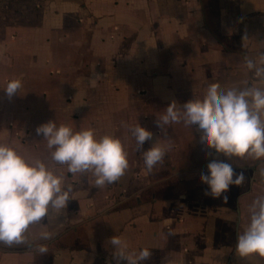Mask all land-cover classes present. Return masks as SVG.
Masks as SVG:
<instances>
[{
  "label": "crops",
  "instance_id": "crops-1",
  "mask_svg": "<svg viewBox=\"0 0 264 264\" xmlns=\"http://www.w3.org/2000/svg\"><path fill=\"white\" fill-rule=\"evenodd\" d=\"M82 1L86 27L72 26L59 45L0 46V142L30 161L43 160L74 191L66 215L30 227L24 243H0V264H117L109 242L116 235L131 253L150 249L151 258L140 264H264L258 254L236 251L249 208L264 197L258 171L264 160L217 155L202 145L197 126L183 121L157 125L173 101L180 108L201 99L209 84L223 90L257 84L246 58L264 55V0ZM53 50L62 72L43 78V66L54 64L48 61ZM81 63L84 73L77 70ZM16 78L23 86L10 99L3 88ZM49 121L120 138L129 161L125 174L102 188L90 173L73 176L36 134ZM138 124L153 133L140 151L130 131ZM158 141L170 149L149 172L142 152ZM206 151L243 172L244 183L219 198L205 196ZM44 232L53 235L41 239Z\"/></svg>",
  "mask_w": 264,
  "mask_h": 264
},
{
  "label": "clouds",
  "instance_id": "clouds-1",
  "mask_svg": "<svg viewBox=\"0 0 264 264\" xmlns=\"http://www.w3.org/2000/svg\"><path fill=\"white\" fill-rule=\"evenodd\" d=\"M247 68L253 71L257 84L244 88L221 89L212 83L201 99H192L180 108L173 101L157 125L179 123L197 126L201 132L200 142L207 150H215L228 160L252 158L264 160V55L258 60L246 58ZM261 85V86H258ZM23 86L21 78L10 80L3 90L11 99ZM36 134L42 135L51 151V159L59 165H67V171L76 174H91L94 184L102 188L118 181L129 167L128 154L120 138L104 135L97 138L92 128L74 130L69 125L57 126L49 121L37 126ZM137 150L153 137V133L140 124L130 128ZM169 146L159 141L142 152L150 172L162 163ZM206 151L208 173H201L202 183L208 186L204 195L219 198L231 185L240 186L246 177L236 173L232 163L212 158ZM264 176V169H258ZM74 199L72 185L52 171L43 160L30 161L7 143L0 142V243L11 246L27 240L30 227L51 221L53 217L66 215L70 200ZM227 196L224 201L227 202ZM250 223L242 234L238 233L236 251L241 257L258 254L264 257V197H258L249 208ZM53 233L44 232L41 239H50ZM113 257L127 264H140L152 256L145 247L138 253L128 251L127 244L113 236ZM41 253L47 248L41 246Z\"/></svg>",
  "mask_w": 264,
  "mask_h": 264
},
{
  "label": "rangeland",
  "instance_id": "rangeland-1",
  "mask_svg": "<svg viewBox=\"0 0 264 264\" xmlns=\"http://www.w3.org/2000/svg\"><path fill=\"white\" fill-rule=\"evenodd\" d=\"M73 8L77 9L75 14ZM87 8V2L83 3L82 0H0V46L30 42L32 47L42 46L45 49L48 45L55 47L59 45L58 39L61 41L63 37L69 36V29H73L72 26L77 24L79 28L86 27L87 17L84 15H88ZM73 15H76L74 16L76 20H73ZM24 30L27 31L26 36H23ZM76 31L80 35L83 30ZM60 32L63 34L60 35ZM54 50L49 55L48 61H53L52 58L57 55V51ZM88 52H84V57L89 56ZM86 59L84 58L83 61ZM53 63L50 67L48 64V67L43 66L41 77L54 79L56 75L61 74L62 71L54 61ZM77 70L79 73H84L86 66L81 63ZM66 71L69 74L75 72H70V69ZM71 100L72 98L68 96L65 101Z\"/></svg>",
  "mask_w": 264,
  "mask_h": 264
}]
</instances>
